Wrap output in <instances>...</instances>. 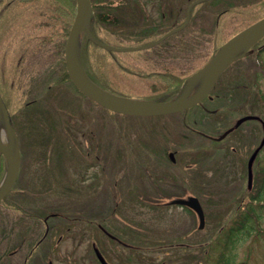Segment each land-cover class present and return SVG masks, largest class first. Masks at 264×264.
Instances as JSON below:
<instances>
[{"label":"rangeland","instance_id":"374dc122","mask_svg":"<svg viewBox=\"0 0 264 264\" xmlns=\"http://www.w3.org/2000/svg\"><path fill=\"white\" fill-rule=\"evenodd\" d=\"M35 1L0 0V101L19 159L0 200V264H100L98 246L111 264H264V37L185 111L122 115L63 71L75 0H45V9ZM90 5L92 27L106 29L92 38L124 50L86 37L84 68L134 101L192 92L185 76L264 18V0ZM166 65L180 69L152 79ZM1 138L7 144L5 131ZM6 168L0 154V182ZM191 198L202 224L178 203Z\"/></svg>","mask_w":264,"mask_h":264},{"label":"water","instance_id":"95a60500","mask_svg":"<svg viewBox=\"0 0 264 264\" xmlns=\"http://www.w3.org/2000/svg\"><path fill=\"white\" fill-rule=\"evenodd\" d=\"M92 17L90 0H76V15L73 19L72 26L69 30L65 43L64 58L65 68L70 80L75 87L87 98L93 100L98 105L122 115L129 116H155L162 114H172L185 111L191 106L199 103L207 94L219 74L239 56H243L248 49L264 37V18L252 26L241 31L230 40H228L216 53L214 57L189 81L187 90L194 87V93L188 96L185 92L182 96L173 101L162 103L158 101H134L122 98L108 93L96 86L84 73L79 61L80 39L84 33L88 39L99 47L106 50L123 51L124 49H112L92 38L89 31V24ZM131 50V49H130ZM134 50V49H133ZM0 154H2L7 163V170L4 181L0 182V200L11 188L14 183L18 167V148L14 131L8 121L5 109L0 101ZM1 130L5 131L7 144L2 142ZM256 153L251 157L254 159ZM251 162L249 161V166ZM179 204L187 205L194 210L200 224L203 222L201 208L196 199L191 198L189 201H179Z\"/></svg>","mask_w":264,"mask_h":264},{"label":"trees","instance_id":"16d2710c","mask_svg":"<svg viewBox=\"0 0 264 264\" xmlns=\"http://www.w3.org/2000/svg\"><path fill=\"white\" fill-rule=\"evenodd\" d=\"M40 1V0H39ZM29 2V1H28ZM34 2H36L35 0H34ZM46 1L45 0H41V2H40V6L42 5L43 6V8L45 9L46 8V3H45ZM48 3V2H47ZM34 4V3H33ZM49 4V3H48ZM75 4H76V0H75ZM43 12H45V11H43ZM59 12L60 11H58V14H59ZM46 13V12H45ZM42 15V14H41ZM49 16V15H48ZM50 18V20H52V21H55V23H56V20L58 21V19H56L55 17L53 18L52 16H49ZM42 18V17H41ZM53 18V19H52ZM60 18H61V20H63L62 19V14H61V16H60ZM60 24L62 25V22H60ZM102 29H104V31L106 32V29H105V27L103 26V25H101V26H98L97 28L95 27V29L92 27V21H91V27H90V33L92 34V35H100V33H102ZM61 36V35H60ZM86 38V36L84 35L83 36V39H82V45L81 46H83V44H84V42H85V39ZM39 46V45H38ZM80 57H81V60H82V65H83V58H84V54H83V50L81 49V55H80ZM83 68H84V65H83ZM84 70H85V72H86V74H87V76L91 79V81L92 82H94V80L91 78V76H90V74L88 73V71H86V69L84 68ZM63 71L64 72H66L65 71V69H64V67H63ZM95 83V82H94ZM102 89H105V88H102ZM107 227V226H106ZM246 226L244 225V227L243 228H245ZM108 228V227H107ZM100 229H103V230H106L113 238H109V237H107V235H105L101 230V233L103 234L102 236H103V238H104V240H108V239H110V240H112V241H114V242H116V243H118V244H121L120 243V238L119 237H117L116 235H114L115 233H112L111 231H108L105 227H100ZM109 229V228H108ZM241 229H242V227H241ZM240 229V230H241ZM110 230V229H109ZM248 230H251V228H249ZM122 241V240H121ZM99 249H100V246H98V247H96V250H93L92 249V251H93V254H95V252L97 251V253L99 252V254L104 258L103 260V263H102V261H100L101 262V264H111V261L109 260V257H107L103 252L102 253H100V251H99ZM102 250V249H101ZM103 251V250H102ZM105 251V250H104Z\"/></svg>","mask_w":264,"mask_h":264},{"label":"flooded vegetation","instance_id":"af4514ba","mask_svg":"<svg viewBox=\"0 0 264 264\" xmlns=\"http://www.w3.org/2000/svg\"><path fill=\"white\" fill-rule=\"evenodd\" d=\"M159 27V26H158ZM151 29V31H155L156 30V27H151L150 28ZM156 31H158V29L156 30ZM171 31V30H170ZM169 32V31H168ZM261 49H263V48H261ZM259 51V50H258ZM257 52V51H256ZM259 54V53H258ZM167 67L165 68V69H161V72L162 73H160V71H159V68L158 69H156L155 71H153V73H149V74H151L153 77H152V79H154V80H157V78H158V76L160 75V74H162L164 77H166V78H169L168 76L169 75H171L170 77H172V76H174V74L175 73H177V71L180 69V67H170V66H168V65H166ZM175 69H177V70H175ZM199 70V69H198ZM198 70H196V71H198ZM171 72H174V73H171ZM184 73H186V71L184 72ZM193 74L195 73V71L194 72H192ZM185 76V75H184ZM184 76H182V78H184ZM190 76L191 75H188V76H185L186 77V81L188 82V80H189V78H190ZM181 78V79H182ZM172 91H173V89H171ZM170 92V91H169ZM168 92V93H169ZM185 93V91H183V92H181V94L179 95V96H181V95H183ZM165 97H166V95H164ZM165 97H160V98H158V99H156L158 102L161 100L162 101V99H164ZM181 208H184L183 206H180ZM99 228H100V226H99ZM105 235H107V237H109V238H113L106 230H103V229H100ZM96 253V252H95ZM101 264V263H100Z\"/></svg>","mask_w":264,"mask_h":264},{"label":"bare ground","instance_id":"6f19581e","mask_svg":"<svg viewBox=\"0 0 264 264\" xmlns=\"http://www.w3.org/2000/svg\"><path fill=\"white\" fill-rule=\"evenodd\" d=\"M0 128H1V126H0Z\"/></svg>","mask_w":264,"mask_h":264}]
</instances>
